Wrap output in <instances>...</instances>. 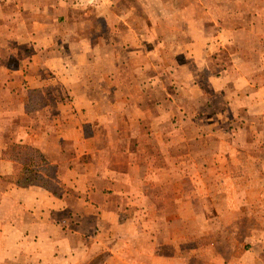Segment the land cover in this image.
<instances>
[{
  "label": "crops",
  "instance_id": "obj_1",
  "mask_svg": "<svg viewBox=\"0 0 264 264\" xmlns=\"http://www.w3.org/2000/svg\"><path fill=\"white\" fill-rule=\"evenodd\" d=\"M0 264H264V0H0Z\"/></svg>",
  "mask_w": 264,
  "mask_h": 264
},
{
  "label": "rangeland",
  "instance_id": "obj_2",
  "mask_svg": "<svg viewBox=\"0 0 264 264\" xmlns=\"http://www.w3.org/2000/svg\"><path fill=\"white\" fill-rule=\"evenodd\" d=\"M151 9H152V6H151Z\"/></svg>",
  "mask_w": 264,
  "mask_h": 264
}]
</instances>
